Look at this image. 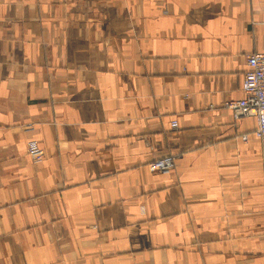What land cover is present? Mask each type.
Masks as SVG:
<instances>
[{"label": "crops", "instance_id": "0c3cea01", "mask_svg": "<svg viewBox=\"0 0 264 264\" xmlns=\"http://www.w3.org/2000/svg\"><path fill=\"white\" fill-rule=\"evenodd\" d=\"M255 52L264 0H0V264H264Z\"/></svg>", "mask_w": 264, "mask_h": 264}, {"label": "built area", "instance_id": "2783aa9c", "mask_svg": "<svg viewBox=\"0 0 264 264\" xmlns=\"http://www.w3.org/2000/svg\"><path fill=\"white\" fill-rule=\"evenodd\" d=\"M243 98L231 101L226 108L233 113L235 121L253 117L257 120L255 137L264 143V52H255L247 56V71L242 83ZM172 128L178 129L177 121L172 122ZM28 155L37 158L43 150L36 141L30 142L27 148ZM176 167L174 155L164 156L151 164V168L160 173L171 172Z\"/></svg>", "mask_w": 264, "mask_h": 264}]
</instances>
